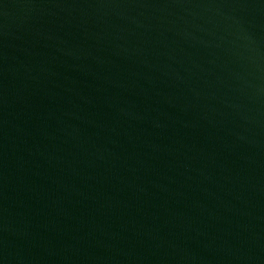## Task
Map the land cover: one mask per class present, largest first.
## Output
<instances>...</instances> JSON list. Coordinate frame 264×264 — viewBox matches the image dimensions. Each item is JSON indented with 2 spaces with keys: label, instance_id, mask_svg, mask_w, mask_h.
Segmentation results:
<instances>
[{
  "label": "water",
  "instance_id": "1",
  "mask_svg": "<svg viewBox=\"0 0 264 264\" xmlns=\"http://www.w3.org/2000/svg\"><path fill=\"white\" fill-rule=\"evenodd\" d=\"M0 264H264V0H0Z\"/></svg>",
  "mask_w": 264,
  "mask_h": 264
}]
</instances>
